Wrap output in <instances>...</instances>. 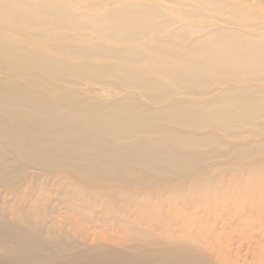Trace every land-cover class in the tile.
<instances>
[{
  "label": "bare ground",
  "instance_id": "1",
  "mask_svg": "<svg viewBox=\"0 0 264 264\" xmlns=\"http://www.w3.org/2000/svg\"><path fill=\"white\" fill-rule=\"evenodd\" d=\"M173 4L184 19L214 13L250 30L264 26V0ZM162 18L160 9L143 3L96 18L70 16L47 3L0 0L2 31L74 29L88 36L59 39L61 45L52 51L65 60L45 54L41 43L29 51L0 39V74L74 90L50 92L46 103L36 90L0 79V141L16 160L57 172L27 178L26 169L14 168L0 154V183L27 188L2 208L13 216L8 226L24 236L21 243L52 251L55 257L43 264H61L62 254L72 249L48 243L42 234L64 238L66 229L96 244L71 258L77 264L94 259L103 264H264V165H215L181 185L166 182L180 181L211 159L204 150H227L214 136L176 133L169 126L209 128L240 142L264 136V91L228 90L211 101L172 100L154 108L142 104L168 97V85L190 91L242 78L264 84V31L217 29L189 42L205 27L169 33L171 23ZM72 41L82 44L71 47ZM81 88L87 95H79ZM258 144L231 148L230 155L264 156V142ZM55 206L65 212L62 226L49 224Z\"/></svg>",
  "mask_w": 264,
  "mask_h": 264
},
{
  "label": "rangeland",
  "instance_id": "2",
  "mask_svg": "<svg viewBox=\"0 0 264 264\" xmlns=\"http://www.w3.org/2000/svg\"><path fill=\"white\" fill-rule=\"evenodd\" d=\"M23 4H40V3H47L51 5L54 8L59 9L60 11L67 12L70 14V16L74 17H80V16H91V17H102L103 15L114 13L115 10L119 9L123 5H130V4H137V3H143L148 6H154L158 10L160 9V13L163 14V18L161 21L168 20L171 23V28L169 30V33L172 31H175L176 29L180 27H191V26H201L205 27L204 30H202L200 33L193 34L189 37L188 41H193L195 38L200 37L203 34H209L217 29H228V30H239L244 33H251V34H259L260 32L264 31V26L257 30H250L247 28H244L246 26L235 24L232 22H229L228 16H218L214 13H207L204 14L206 19H203L202 17H199L197 19H184L182 17V13L177 12L179 7L176 4H173L175 0H169L170 2H164L163 0H19ZM193 7V6H190ZM190 7H186L185 10L189 9ZM180 13V16L177 14ZM215 16V18H214ZM23 28L22 31H20ZM19 29V30H18ZM64 32V33H63ZM25 35V36H23ZM39 36V37H38ZM157 38H160L162 36H156ZM67 39H81V40H87L88 36L86 35H80L77 31L74 29L69 30H61L59 33L54 34L51 31H42L40 29H28V28H18L14 27L13 30L10 31H2L0 30V39L12 41L16 45L22 48H27L29 51H34L35 48L39 46L41 43L44 44L41 46V50L44 51L45 54H50L53 57L65 60V57L61 55L59 52H56L55 50L52 51L55 47H59L61 45V42L59 39H62L63 41ZM93 38V37H89ZM46 42V43H45ZM80 44H82V41H72V44H70L71 47H79ZM105 44L108 46H117L118 44L112 43L110 41H105ZM74 60V59H73ZM70 61V60H67ZM107 63L111 64H117L121 66H129L126 63L119 62L116 60H105ZM134 67H139L143 69L144 71H147V68L144 66L139 65H133ZM149 72V71H148ZM150 77H154L152 73L149 72ZM4 77V78H3ZM0 79H7V80H14L22 86H25L27 88H32L36 90L37 92L43 94L42 100H44L46 103H50L48 100V95H50V92H53L55 90L61 89L66 90L68 92H74V90L71 87H67L66 85L59 84V85H48V86H37V85H29L25 82L20 81L15 76L10 74H0ZM98 88V87H97ZM168 89L170 91V94L168 97H165L161 99L160 101H157L155 103L150 102H144L142 103L147 108H154V107H160L169 101L172 100H178V101H193V102H206L211 101L215 98H218L221 93L228 91V90H254V91H264V84L261 82H254L247 79H240L237 81H227L223 86L220 85H213L209 89L206 90H190V91H179L175 89L172 86L168 85ZM85 88L79 89V95H87ZM43 92V93H42ZM130 93V92H129ZM128 93V95H129ZM125 94L119 95V99H122V97ZM88 96L94 101H98L99 95L97 94H88ZM134 96V94H133ZM169 129L173 132L178 133H192L194 135H211L216 138H218L222 143L224 142L225 147H227V150H213L212 148H209L207 150H204L203 153H209L211 155V159L206 161L201 167L197 168L196 171L193 172V174L187 175L184 178H182L180 181L179 179H170L166 181L168 185L171 186H178L186 182H189L193 179H198L202 176H204L206 173L210 171L212 167L215 165H223V164H235V166H238L239 169L247 168V167H258L261 165H264V156H255L248 159H240L237 156H231L230 150L231 148H237L241 145H254L258 146L260 142H264V136H258L256 135L254 138H250L249 140H246L244 142L235 141L231 139H225L222 135L217 133L216 131L205 128L204 130L198 131L196 129H185V128H179L175 127L173 125L169 126ZM0 154L2 155V161L12 162V165H14V168H23L26 169L27 178L31 176V174H45L46 176H55L57 172L54 171H44V169H40L38 167H34L29 165L26 162H21L19 160H16L14 155L9 153V148L4 145L0 141ZM174 153H180L183 152L182 149L174 148ZM259 160V161H258ZM64 174V173H62ZM44 178V177H43ZM47 177H45L42 184L47 183ZM11 180V179H10ZM14 183V181H9L5 183H0V264H31L28 263L32 260H36V263H46L47 260L52 259L55 257L54 254H52V251L48 248L46 249H38L39 246L33 245V247L29 246L27 243H21L23 241L24 236H20L18 232L14 230V228H10L8 224L11 223L9 221V218H13L11 212L7 210L6 208L3 210L2 208L8 204L9 201H11L17 193H21L23 191H26L27 188L20 186V184H11ZM56 210L52 217L49 218V224L52 222V225H63V222L65 220V212L62 207L55 206ZM51 221V222H50ZM54 226V227H55ZM65 231V230H64ZM68 231V232H66ZM64 233V238H59L56 236H49L47 237L45 234H42L44 237V240H46L48 243L53 245H63L65 247H69L70 251L64 252L62 254V261L61 264H77L78 261L72 262V257L74 258L77 255H81L85 253L86 251L94 248L96 246L95 242L93 240H86L82 239L80 237H72V233L69 229H66ZM43 239V238H42ZM21 240V241H20ZM127 258L131 259L133 257V252L129 251L127 253ZM40 261V262H37ZM50 262L52 260H49ZM88 264H103L100 262V260H93L89 261Z\"/></svg>",
  "mask_w": 264,
  "mask_h": 264
}]
</instances>
